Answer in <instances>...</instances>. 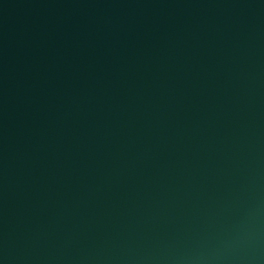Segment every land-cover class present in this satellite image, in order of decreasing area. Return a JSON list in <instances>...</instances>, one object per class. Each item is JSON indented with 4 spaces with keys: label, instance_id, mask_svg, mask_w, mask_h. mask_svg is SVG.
<instances>
[{
    "label": "water",
    "instance_id": "1",
    "mask_svg": "<svg viewBox=\"0 0 264 264\" xmlns=\"http://www.w3.org/2000/svg\"><path fill=\"white\" fill-rule=\"evenodd\" d=\"M0 264H264V0H0Z\"/></svg>",
    "mask_w": 264,
    "mask_h": 264
}]
</instances>
